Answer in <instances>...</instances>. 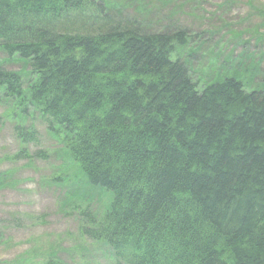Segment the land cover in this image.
Masks as SVG:
<instances>
[{"label": "trees", "instance_id": "trees-1", "mask_svg": "<svg viewBox=\"0 0 264 264\" xmlns=\"http://www.w3.org/2000/svg\"><path fill=\"white\" fill-rule=\"evenodd\" d=\"M49 4L0 0V53L26 66L0 62V105L25 120L23 143L39 116L73 179L109 193L100 218L80 212L81 233L116 264H264V88L232 74L201 86L173 58L184 32L116 23L95 4L81 17L94 28L33 29Z\"/></svg>", "mask_w": 264, "mask_h": 264}, {"label": "rangeland", "instance_id": "rangeland-1", "mask_svg": "<svg viewBox=\"0 0 264 264\" xmlns=\"http://www.w3.org/2000/svg\"><path fill=\"white\" fill-rule=\"evenodd\" d=\"M95 1L112 11L119 8L121 21H147L149 33L184 32L183 42L174 43L173 58L185 63L201 86L232 74L247 89L264 88V0ZM0 62L16 70L26 67L17 59L7 62L2 53ZM17 121L25 120L5 100L0 105V264H115L104 243L81 233L80 212L90 209L100 218L109 193L73 179L76 165L39 116L27 119L35 124L32 143L16 135Z\"/></svg>", "mask_w": 264, "mask_h": 264}, {"label": "bare ground", "instance_id": "bare-ground-1", "mask_svg": "<svg viewBox=\"0 0 264 264\" xmlns=\"http://www.w3.org/2000/svg\"><path fill=\"white\" fill-rule=\"evenodd\" d=\"M40 1L44 5L46 3H50L49 6L54 11L49 10V11H47L48 13H42V15H41V11L37 10L36 16L34 19L35 27L33 28L35 30H38L36 28H41L45 24L44 21H54L58 26L63 27L64 29L65 28L69 29V30L75 29L79 23L80 24L85 23L90 28H94V27H92L91 22H93L95 19L94 20L89 19V20L84 21L81 18V17L86 16V15H84L83 12H85V10H88L90 8V6H88V5H91V4H95V7H97L98 10L100 9L101 12H103L104 15H106L108 17V19L113 21V22L122 23V24H126V25H131L133 22L136 25V26L135 25L134 26L137 29H141L143 31L148 28V26H147L148 23H147V21H144V20H139V19L137 20L134 18L126 17L127 20L125 19V21L124 20L121 21V19H118V18H122L124 15L122 13H118V12H122L121 10H119V8L115 7V11H112L110 8L105 7L104 5H101V3H99L98 1H95V0H91V3L79 2L78 0H69L68 3L62 2L61 0H59L61 3H59L57 0H52V1L40 0ZM43 16H45V17H43ZM27 24L28 25H26V26L33 25L30 21ZM67 40H69V39H67ZM63 43H65V44H63L64 48L71 49V47L67 46V43L65 41ZM0 44H1V41H0ZM231 58H233V55L230 57V60H232ZM183 64L186 66L185 63H183ZM263 82H264V79H263Z\"/></svg>", "mask_w": 264, "mask_h": 264}]
</instances>
